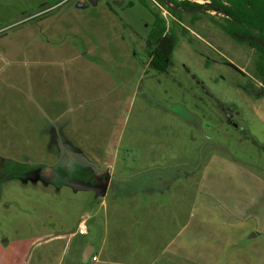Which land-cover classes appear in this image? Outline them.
Listing matches in <instances>:
<instances>
[{"label": "rangeland", "instance_id": "rangeland-1", "mask_svg": "<svg viewBox=\"0 0 264 264\" xmlns=\"http://www.w3.org/2000/svg\"><path fill=\"white\" fill-rule=\"evenodd\" d=\"M189 1L197 4L74 0L63 12L59 26L79 28L84 39H73L77 50L84 51L86 44L87 56L113 81L109 99L92 68L80 65L72 71L64 60L63 72L52 55L46 57L49 62L34 64L31 59L43 56L27 53L31 45L25 40L13 64L9 50L18 38H0V63L5 64L0 70V235L46 236L56 230L70 235L85 217L88 233L71 235L62 264H89L81 259L86 246L114 241V229L139 236L143 228L145 245L136 240L132 246L113 248L111 257L138 264H264L260 54L223 30L224 15L209 1ZM153 12L177 36L171 64L163 72L148 62ZM8 23L0 18V26ZM45 69L51 85H58L62 73V78L79 80L81 117L93 126L81 136L87 150L65 141L55 123L39 122L35 101L33 111L11 101L10 94L22 96L14 85L21 84L23 91L30 86L29 73H34L35 85L28 94L34 97L49 87L41 81ZM11 74H16L14 83L7 78ZM22 107L33 112L29 121L35 119L28 141L11 128L13 120L21 119ZM68 132L77 137L72 129ZM49 140L54 150L48 149ZM46 163H51L52 175L39 178ZM146 170L158 175L162 170L165 191L148 198L159 205L157 216L144 204L146 194L138 196L139 174ZM183 194L199 212L191 213L195 221L208 225L204 233L216 234L211 229L220 227L222 238H196L192 247L169 243L178 229L174 227L185 221L182 210L174 211L186 207ZM172 200L177 201L174 207ZM155 222L165 225L157 239ZM24 227L26 231L17 232Z\"/></svg>", "mask_w": 264, "mask_h": 264}, {"label": "crops", "instance_id": "crops-1", "mask_svg": "<svg viewBox=\"0 0 264 264\" xmlns=\"http://www.w3.org/2000/svg\"><path fill=\"white\" fill-rule=\"evenodd\" d=\"M73 4L74 0L0 1V6L3 7L0 18L7 23L9 22L5 26H0V38L9 34L18 38L16 39L14 49L9 50V55H12V57H10L8 61L13 64L15 62L18 63L17 56L20 54L18 53L19 43L25 40V42H30L31 45L27 50V53L31 52L37 56H43V59H31L34 64H44L49 62L50 60L46 59V57L52 55L53 58H55L54 63H60V70L63 72L66 71L64 60H67L70 63L71 66L69 68L72 71L80 65L92 68L95 75L100 76L104 81V94H106L104 97H108L106 99L113 98L110 95L109 89L112 88L111 92L113 93L114 83L109 78L108 72L98 66V63L93 62L94 60L87 56L90 54V51L88 48H86V44L84 51L79 52V50H77L76 41L73 39L77 38L78 36L83 38L81 32L78 31L79 28L74 27L73 29H70L64 26H59L58 24L61 17L63 16V12L70 6H74ZM11 18H14L15 20L10 21ZM9 28L11 29L10 31H8ZM51 33L57 34V37H54L51 35ZM4 66V63H0V70H2ZM47 73L48 69H45L41 76V81L44 83V87H49L44 89L42 88V90L38 92L36 91L37 93H34V97L28 94L27 90L29 89L31 93L34 92L35 85L34 73H29V80L31 81V83H29L30 86L25 89V91H23L21 84L14 85V89L17 90L22 96L20 99L15 94H10L11 101L17 103L20 102V105H30L32 111L33 108L35 109L36 107L35 104H33V101H35V103L40 107V109L36 107V109L40 111V119L38 120L39 122H44V124L51 123L52 125L55 123V129L56 126L58 127L57 134L62 135L65 141L70 142L77 150H87V145L81 136L82 133H88H84L83 129H89L90 131H93V126L88 123L89 119L81 117L83 115V109L80 110L82 108V104L79 101L81 99V89L79 87L80 84L77 82L79 80H77V78H71L68 80L66 78H62V73L58 85H51L46 81ZM13 77H16V74L7 76V78L11 79V82L14 83ZM38 79L40 80V77ZM49 88L51 89L48 90ZM118 103H120V100ZM26 108H21L20 113H22V117L20 120H13L11 128L13 129V132L16 134V136L19 138L24 137L28 141L34 132L33 127L35 125V119L33 120V118L30 117L29 121V114L33 117V112L31 111V113H28ZM23 114H26V117ZM68 129H72L77 137L72 138V135L68 132ZM48 149L50 151L55 149L51 144V141L48 144ZM45 165L52 167L51 163H46ZM144 174H139V177L142 178L138 181L140 182L139 191L141 193L138 194V196L146 194V197L144 198V204H150L153 208L155 216H157L161 211L159 209V205H156V202L153 200L149 201L148 198L156 197L157 194H161V192L163 193L165 191L164 186L162 187V170L159 175L156 171L150 172L149 170H146ZM119 185H125V181L119 180ZM170 196H172V198L175 197L174 194H170ZM183 197L186 199V207L174 211L177 213V211L182 210L186 216L185 221L182 220L180 225L174 227L178 229L173 237L170 238L169 243L176 244V246L181 247H192L196 238L199 240H201V238H216L217 240L222 238V235H220L219 231L221 229L220 227L211 229L213 230V233L216 234L210 233L209 235H206L204 233V231L209 230L208 225L195 221L196 219L194 214H191L195 212V208L193 205H190V200H187L188 194L184 195ZM176 202V200H172V207L176 205ZM195 214H199L198 210H196ZM164 226L165 225H157V222H155L153 226V228H155L154 230L156 231L154 233L155 239H157V232L160 238V232H162V228ZM16 230L17 232L26 231L25 227ZM145 231L146 230L143 228L139 236H134L127 233L126 230L121 234L117 233V229H114V234L112 237L114 241L109 240V245L107 243L108 240L107 242L103 240L97 248L91 246V254L84 262H88L89 264H138L132 263V261L129 260H117L112 258L111 255L113 256L114 253L113 248L132 246L136 240L140 241V245L142 243L145 245ZM1 232L5 231L2 230ZM195 232H197V236ZM73 234H75V231L69 235L64 231L56 230L55 232L47 234L46 236H43L42 234H21L16 235V237L0 235V264H62L68 244H70L72 239L71 235ZM122 236L126 240H124ZM136 237H139V239ZM115 240L117 242H115ZM157 241L158 240H156V242ZM228 261L233 262L232 260Z\"/></svg>", "mask_w": 264, "mask_h": 264}, {"label": "trees", "instance_id": "trees-1", "mask_svg": "<svg viewBox=\"0 0 264 264\" xmlns=\"http://www.w3.org/2000/svg\"><path fill=\"white\" fill-rule=\"evenodd\" d=\"M147 5L145 0H139ZM164 3V0H159ZM180 6L196 5L189 0H171ZM214 7L226 14L222 28L230 35L245 38L248 43L262 52V62L258 66V75L264 82V48L259 41L251 40L249 36L256 35L264 42V0H209ZM132 4V2H130ZM106 5L112 9L109 2ZM150 47L148 62L158 71H165L171 64L174 48L177 43L176 34L170 30L165 19L153 12V20L148 32ZM41 178L40 176H38Z\"/></svg>", "mask_w": 264, "mask_h": 264}, {"label": "flooded vegetation", "instance_id": "flooded-vegetation-1", "mask_svg": "<svg viewBox=\"0 0 264 264\" xmlns=\"http://www.w3.org/2000/svg\"><path fill=\"white\" fill-rule=\"evenodd\" d=\"M207 1H209V0H207ZM210 2V1H209ZM211 3V2H210ZM212 4V3H211ZM213 6V5H212ZM216 8V7H215ZM219 10V9H218ZM223 15H224V21H225V18L227 17V15L226 14H224L223 13ZM226 22V21H225ZM221 27H222V25H221ZM224 30V29H223ZM225 31V30H224ZM228 34V33H227ZM230 35V34H229ZM230 36H232V37H234V38H236V39H238V40H243V41H246L247 43H248V41L245 39V38H243V37H240V36H237V35H235V36H233V35H230ZM249 38L251 39V40H256V41H259V43L261 44V46L264 48V42H262L261 41V39L256 35L255 37H253V36H249ZM251 47H253V48H255L256 50H258L255 46H253V45H251L250 43H248ZM259 51V54H260V60L257 62V73H258V66H259V63H261L262 62V52L260 51V50H258ZM47 169H52V167H50V166H46V165H44L39 171H38V176H40L41 178H44L43 177V175H42V172L44 171V172H47ZM52 172H53V170H52Z\"/></svg>", "mask_w": 264, "mask_h": 264}, {"label": "water", "instance_id": "water-1", "mask_svg": "<svg viewBox=\"0 0 264 264\" xmlns=\"http://www.w3.org/2000/svg\"><path fill=\"white\" fill-rule=\"evenodd\" d=\"M42 175L45 179H49L50 176L52 175V170L51 169H47V172H42ZM92 251V247L91 246H86V248L83 250L82 255H81V259L83 261H86L88 259V257L90 256Z\"/></svg>", "mask_w": 264, "mask_h": 264}, {"label": "built area", "instance_id": "built-area-1", "mask_svg": "<svg viewBox=\"0 0 264 264\" xmlns=\"http://www.w3.org/2000/svg\"><path fill=\"white\" fill-rule=\"evenodd\" d=\"M75 233L77 234H86L87 233V223L86 218L81 217L77 223V226L75 228Z\"/></svg>", "mask_w": 264, "mask_h": 264}]
</instances>
